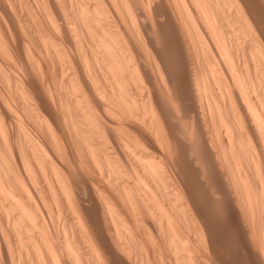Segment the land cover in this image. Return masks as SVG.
Wrapping results in <instances>:
<instances>
[{"label": "bare ground", "instance_id": "1", "mask_svg": "<svg viewBox=\"0 0 264 264\" xmlns=\"http://www.w3.org/2000/svg\"><path fill=\"white\" fill-rule=\"evenodd\" d=\"M213 218L264 264V0H0V264H226Z\"/></svg>", "mask_w": 264, "mask_h": 264}, {"label": "rangeland", "instance_id": "2", "mask_svg": "<svg viewBox=\"0 0 264 264\" xmlns=\"http://www.w3.org/2000/svg\"><path fill=\"white\" fill-rule=\"evenodd\" d=\"M157 46L159 49V45ZM218 219L213 218L210 220V229L212 232H214L213 235L216 246L221 247L219 249L221 251L222 257L224 258V261L226 262V264H245L241 261L239 255H237V251L232 248L231 243L233 241V238H231V235L226 229V223L221 222V220ZM223 227L226 230H224Z\"/></svg>", "mask_w": 264, "mask_h": 264}]
</instances>
